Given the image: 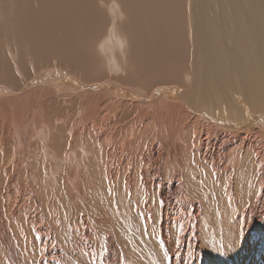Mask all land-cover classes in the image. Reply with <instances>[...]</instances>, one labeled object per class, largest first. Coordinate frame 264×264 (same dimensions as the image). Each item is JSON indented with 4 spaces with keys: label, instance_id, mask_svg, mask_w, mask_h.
Here are the masks:
<instances>
[{
    "label": "bare ground",
    "instance_id": "obj_1",
    "mask_svg": "<svg viewBox=\"0 0 264 264\" xmlns=\"http://www.w3.org/2000/svg\"><path fill=\"white\" fill-rule=\"evenodd\" d=\"M0 85L2 111L54 86V117L69 120L52 130L81 125L69 143L90 154L69 162L65 140L44 173L50 154L28 163L22 133L23 147L0 148V163L20 154L0 165V264H264V0H0ZM135 144L132 238L114 228L122 194L101 216L89 192L95 169L118 182L131 167L132 154L106 164V147ZM63 198L67 211L54 206Z\"/></svg>",
    "mask_w": 264,
    "mask_h": 264
},
{
    "label": "rangeland",
    "instance_id": "obj_2",
    "mask_svg": "<svg viewBox=\"0 0 264 264\" xmlns=\"http://www.w3.org/2000/svg\"><path fill=\"white\" fill-rule=\"evenodd\" d=\"M48 69H51V68H48ZM43 70H45V69H43ZM52 70H53V68H52ZM77 81L82 86H86V87H89L90 86L88 84L87 85L86 84H82V82H80L79 80H77ZM32 82H30V83L32 84ZM109 82L111 84H113V85L117 84L116 82H112V81H109ZM106 83H108V82H106ZM53 87L52 88H48L51 91L55 92V94L52 95V96H46L45 93L42 91L34 99H33L32 96H30L31 98L29 97V99H31V100H29L27 103H23L22 106L20 105L21 103L16 104V105H14V104H7L8 108L7 109H4V111H2V107L0 105V137H2L4 134H6L8 136L5 141H3V142L0 143V148L3 146L2 149H9L10 150V147H12L14 145H16L18 147H23V143L17 138V134L19 132L22 133L23 136L26 139L27 146H28L27 147L28 148V151H26V155L24 156V160H27V161L29 160L28 163H31L33 161V159H34L35 162H36V161H40V158L42 157L43 154L46 155L47 152L50 154V156L48 155V160L49 161L48 160L47 161L44 160L45 161V164H46L45 165L44 173H47L48 172V165L47 164H49V165L52 164L55 161L56 157H57V154H55L57 152V150L55 149L56 146L58 144H59V146H62L65 143V140H67L66 141L67 143H65V144L68 145V146L66 145L67 146V148H66L67 150L66 151H68L67 154L70 156V151H73L72 157L70 156L71 159L69 160V162L72 161V162H74L73 164H75V163L81 164L82 162H84L86 160L87 157L90 156V154H85L84 153V157L83 158L77 157V148L76 147L74 148L72 146V143H69V141L70 140H74L75 137H79L80 135L83 136V134H81V132H80L81 131V128H80L81 125L74 126V124L71 123V125L69 124L70 125L68 127L69 129L65 126L68 129L67 131H66V128L60 130V132H59V130H52V123H55L57 125V128H58V125L59 124L61 125V124L65 123V122H67L69 120V118L68 117H64L65 115H63V114L61 116H59V117H54V115L56 114V110L54 108H52V103L55 101L58 105H60V106H62V105H61L59 99L56 97L57 94H56V91H55V89ZM154 87H155L154 89L152 87L148 91L147 96H149V94H151L156 89L157 86H154ZM1 89H2V91H3V89L5 90V92H2L3 94L7 95L8 98H11L10 95H9L10 91L7 88L5 89L3 85H0V90ZM74 91H75V89H74ZM91 91H94V90H91ZM80 93L81 92H77L76 94L74 93L73 94V97L77 96ZM90 93L95 96V93L94 92H90ZM70 96H71V93H67L66 95H63V98H64V100H67V99L70 98ZM122 96H124V94H122ZM52 97H53V99H52ZM47 99H49V100H47ZM80 99L81 100L88 101L92 106H94L96 104L94 97L93 98H90L89 96H84V97H81ZM105 99L115 101V99H113V98L105 97ZM102 104H103V102H102V99H101L100 100V103H98V105L101 106ZM67 105H68V108H71L70 109V112H72V114L74 116L73 118L76 121H79L80 124H82L81 122H83V120L82 119L80 120L79 118L76 119V117L74 115L75 106L74 105H73L74 107L73 106H70L68 103H67ZM67 105H65V106H67ZM29 108H31V109H29ZM86 111L89 112L90 111V108L87 107L86 108ZM135 112H136L135 110H132L130 112L124 111V113H128L129 115H133ZM2 114H4L6 116L5 118L8 119V122H6V123L4 122L5 118L2 119ZM76 114L79 115L78 114V111L76 112ZM102 117H100V119ZM104 119H106V118H104ZM10 121L16 122V126L14 124H12ZM86 124H89V122H87ZM7 126H10L9 129H7ZM61 128H63V127H61ZM61 128H58V129H61ZM105 128H106V126H105ZM110 129H109L110 132L114 130V129H112V127H110ZM64 130L66 132H68V135L69 136L66 135V134H64V132H65ZM77 130H78V133L79 134H77V132H76ZM50 132H51V134H50ZM75 132H76L77 135H75ZM110 132H108V134L106 136H109L110 135ZM51 135H53L52 136L53 139L51 138ZM63 135H66V136H63ZM91 136L93 137V134H91ZM53 142H55V143H53ZM84 144H85V142L82 143V145H84ZM64 145L62 147H64ZM88 145H90V143H88ZM62 147H60V148L62 149ZM132 147H133V150H131ZM129 148H131V149H129ZM129 148L128 149H125L124 150V153H123V152L120 151V148L117 145H109L108 147H106V149L108 150V152L112 154V155H108V156L106 155V158H105L106 164L107 163H111L113 165L119 164V161H121V159L124 162H126V164H127V159H128V157H130V154H132L133 155V158L131 159V162H132L131 163V167L129 169L127 168L129 166L125 167V170L123 172L121 171L119 173L121 175H118L117 176L118 177V180H117L118 182L112 181V180L110 181L109 179H107L106 176L104 174H102V171L101 170H102L103 167L102 168L95 169V171L93 173V177L96 179V180L94 179L96 183L94 182L95 185L92 187V189H91V191L89 193H90V197H92L93 199H95L97 202L99 201L98 203H102V207H104L106 205L104 209L102 208L103 213L101 214V216H103L104 214H107V213H108L107 216H109V215L112 216V214H111L112 212L111 211H108L110 209L109 208V202H108V200H109L110 196L113 195V199L118 202L119 201L118 200L119 199V197H118L119 196V193L122 194V197H121V199L123 200V204L122 205L125 206V207H127V208H124V209L119 208V210H120V213L125 218L126 222H123V223L119 224L120 227L119 226H114V228H117V229L122 230L123 231V234L124 233H126V234L130 233L128 235L133 238L134 235H135V233L138 231L140 221H139V219L132 218L131 215H130V213H129V209L131 210V208H132L133 205L129 201H127L128 200L127 198H125L127 196V193L124 192L125 191V186L123 184V180L126 177H128L129 180H130V178L131 179H134L133 177L136 176V181H138V174L141 171L136 166L137 161L139 159V155L136 157L135 154L137 152H139V154H141V151L138 149V146L136 144L133 145V146H131V147H129ZM31 149L32 150L33 149L35 150V153H37V157H34L33 158L31 156L32 155L30 153L31 152ZM64 151H65V149H64ZM14 152H16V151H14ZM6 153H7V151H6ZM63 153H65V152H63ZM143 154H145V151H143ZM19 156H20V154L19 155H16V157H15V155L14 156H11V157H10V155H5V156H3L2 162L0 163V165L2 163L4 164L7 161L6 160L7 158H8V161L7 162H10V160H12V159L15 160ZM107 158H108V160H107ZM14 160H12L11 162H13V165H16L18 163V161L15 160V162H14ZM96 164H98L97 161H96ZM89 166H90V164H89ZM132 167H133V169H132ZM56 168L58 169V173L57 174H59V173L60 174H63L65 172V171L63 172V170H62V168H63L62 164L56 166ZM91 168H92V166H91ZM80 171H81V169H80ZM34 174L36 176V172ZM53 177H54V180H53V184L52 185H55L54 186L55 188L53 190V192H54L53 193V196L55 195L54 197H56L58 199H61L60 191H59L60 187H59V184L57 182V178H59V175H55ZM81 180H83V176L81 177ZM133 184L134 183L132 182L131 192L129 193V195L136 196L138 194L139 196H137V198H140V204H138V206H141L142 205L141 201L143 200V193L140 190H138V189H141L140 186H138V185H135L134 186ZM111 189H112V194L109 193V190H111ZM0 194L1 195L3 194V197L5 196V194L3 193V190L0 192ZM102 194H103V196H102ZM208 195H209L208 197L211 198V200H212V201L209 200L210 202H214L215 199H218V197L216 195H214V193L213 194L209 193ZM144 196H149V198L152 197L151 194H150V192H148L147 194H144ZM116 197H117V199H116ZM45 206H46V208L49 206L48 200L46 201ZM54 206L58 210H61L59 208H62L63 211H67L68 208H69V204H68V202L66 201L65 198H63L61 200V203H58L57 202V199H56V203H55ZM77 208L78 209L81 208V207L78 206V203H77ZM113 209H118V208L117 207H114ZM120 215H118V216H120ZM134 229H136V230H134Z\"/></svg>",
    "mask_w": 264,
    "mask_h": 264
}]
</instances>
